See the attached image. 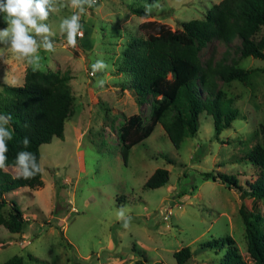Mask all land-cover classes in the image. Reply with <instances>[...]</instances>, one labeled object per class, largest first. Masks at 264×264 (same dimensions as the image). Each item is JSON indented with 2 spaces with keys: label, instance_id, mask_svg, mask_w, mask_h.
Returning a JSON list of instances; mask_svg holds the SVG:
<instances>
[{
  "label": "rangeland",
  "instance_id": "1",
  "mask_svg": "<svg viewBox=\"0 0 264 264\" xmlns=\"http://www.w3.org/2000/svg\"><path fill=\"white\" fill-rule=\"evenodd\" d=\"M218 1L156 0L152 5L158 7L143 18L130 10L145 6L143 0H96L82 17L84 36L78 37L76 48L66 46L58 29L60 19L72 11L65 8L49 17L57 47L53 53L41 50L42 71H69L70 113L62 138L52 137L38 147L40 186L3 196L16 203L24 224L19 233L0 226V264L13 255L21 258V264H36L32 256L38 264H133L140 256L132 247L144 252L145 264H174L173 252L183 246L191 251L184 264H221V249L199 244L223 236L231 237L249 262L239 211L257 212L264 218V196L253 199L240 190L247 192L248 183L260 173L245 153L262 144L264 59L239 57L236 38L228 45L213 38L199 51L204 70L219 63L251 70L244 81L211 77L213 89L236 109L228 127L215 132L211 117L201 112L195 134L174 147L155 124L150 135L124 157L117 137L119 125L131 114L148 123L152 103L150 96L138 102L123 88L127 76L117 73V66L126 41L145 36L141 24L146 20L179 29V22L201 19ZM6 27L0 17V29ZM260 35L264 27L257 31ZM97 59L110 67L92 76L91 64ZM26 67L32 68L11 55L0 61V89L2 83L20 85ZM101 78L103 88L97 87ZM155 168L168 171V182L144 187ZM204 172L232 174L240 189L214 181ZM121 208L131 217L127 229L117 219ZM1 213L6 216L7 206Z\"/></svg>",
  "mask_w": 264,
  "mask_h": 264
},
{
  "label": "trees",
  "instance_id": "2",
  "mask_svg": "<svg viewBox=\"0 0 264 264\" xmlns=\"http://www.w3.org/2000/svg\"><path fill=\"white\" fill-rule=\"evenodd\" d=\"M152 5L156 0H143ZM131 12L146 18L145 6H132ZM3 17V14H0ZM179 29L154 20L142 22L145 36H131L125 43L117 66V73L127 76L128 88L138 102L150 96L149 121L143 124L138 114L127 116L117 129L121 154L146 139L155 124H159L174 147L186 136H193L198 126V116L205 112L212 119L215 132L226 128L236 117V109L220 90H214L212 76L227 82L244 81L251 70L216 64L204 70L199 51L213 38L228 45L235 38L239 57L250 56L264 59V35L256 36L264 27V0H219L210 5L201 19L179 22ZM71 78L68 70L33 71L26 67L20 85L1 84L0 114H11L10 129L13 139L8 141V164L15 160L21 150L30 151L39 160L38 147L49 143L52 137L62 138L63 124L70 113ZM206 92V93H204ZM204 93V94H203ZM203 94V95H202ZM262 144H255L245 158L260 169L259 175L248 183L247 192L241 193L253 199L264 196V128L261 129ZM27 137L30 145L23 147ZM206 177L229 187L240 189L236 177L222 172H204ZM168 182V171L155 168L143 186L158 188ZM40 173L32 179H18L9 172L0 171V226L9 233L21 232L24 219L16 203L5 200L4 194L18 188L40 186ZM7 206V213H1ZM244 226L246 251L249 262L240 255L235 242L229 236L217 237L199 244L201 248L221 249V264H264V218L257 212L240 209ZM140 258L133 264H145L144 252L135 248ZM191 256L188 246L173 252L174 264H184ZM36 264L40 262L32 256ZM2 264H21V258L13 255ZM155 264H161L156 262Z\"/></svg>",
  "mask_w": 264,
  "mask_h": 264
},
{
  "label": "clouds",
  "instance_id": "3",
  "mask_svg": "<svg viewBox=\"0 0 264 264\" xmlns=\"http://www.w3.org/2000/svg\"><path fill=\"white\" fill-rule=\"evenodd\" d=\"M96 4V0H0V14H3L6 28L0 29V61L8 55L16 60L25 62L33 71L43 68L44 53H53L56 42L53 37L57 35L48 23L49 17L67 8L71 15L64 16L58 24L59 34L65 39L66 46L76 48L78 37L83 38V24L81 23L86 11ZM153 7L158 5L145 4V15L151 13ZM110 65L103 59H97L91 64V75L104 72ZM104 79L97 80V87L103 88ZM11 114H0V171L7 172L8 141L13 139V130L10 129ZM30 141L23 139V147L27 149ZM12 171L18 179H32L41 173L42 169L34 153L21 150L17 153L11 165ZM126 209L117 211V219L123 221V227L130 226L131 217L125 215Z\"/></svg>",
  "mask_w": 264,
  "mask_h": 264
},
{
  "label": "crops",
  "instance_id": "4",
  "mask_svg": "<svg viewBox=\"0 0 264 264\" xmlns=\"http://www.w3.org/2000/svg\"><path fill=\"white\" fill-rule=\"evenodd\" d=\"M9 168H10V169H9V171H12V169H11V166H9ZM12 173H13V174H14V176H15V173H14L13 171H12Z\"/></svg>",
  "mask_w": 264,
  "mask_h": 264
}]
</instances>
